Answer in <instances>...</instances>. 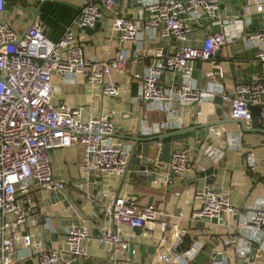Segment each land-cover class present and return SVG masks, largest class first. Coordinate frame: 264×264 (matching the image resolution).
I'll return each mask as SVG.
<instances>
[{
  "label": "built area",
  "instance_id": "1",
  "mask_svg": "<svg viewBox=\"0 0 264 264\" xmlns=\"http://www.w3.org/2000/svg\"><path fill=\"white\" fill-rule=\"evenodd\" d=\"M135 1L140 8L136 18L115 16L112 22L122 41L142 43L147 33L151 37L174 38L180 43L170 54H164L161 47L149 49L152 57L149 64L142 72L132 74L137 81L132 100L164 115L163 120L154 122H148L144 115L140 136L181 127L179 108L212 99L216 94L229 102L231 118L248 124L253 117L249 107L258 106V117L264 124V72L250 81L237 82L231 95L225 94L220 83L200 87L192 76V64L209 60L219 47L242 33L250 24L249 16L221 19L219 0ZM263 2L246 0L245 4L261 11ZM114 5L115 0H89L59 40L47 36L40 19L33 21L23 33L8 22L0 21V264H13L10 257L19 242L36 257L35 264H58L59 260L63 264H72L88 256L87 241L91 236L87 225L70 224L65 230L63 243L57 248L47 247L29 232L23 235L17 232L19 226L31 219L35 221L34 212L38 208L37 202L31 198H28L29 206L24 207L18 194L29 195L35 184L49 193L66 188V183L54 176L50 149L82 145L83 170L88 178L94 171L122 174L126 170L131 149H124L122 139L111 141L114 135L112 113L102 112L85 118L83 106L55 104L53 101L55 73H80L90 85L99 86L103 94L117 96L120 93V86L111 76L127 70V52L120 50L113 57L102 60L89 59L74 30L75 25L92 27L101 15V9L111 10ZM4 6L5 0H0V13ZM204 24L219 25L220 30L208 33L199 46L184 43L187 34ZM246 39L256 45V59L264 62V31L249 32ZM166 73L170 75L169 84L162 80ZM219 76H222L220 72ZM241 142L240 134H231L226 146L238 149ZM159 155L157 151L154 161H158ZM223 155L224 149L213 146L207 150L206 156L218 161ZM244 163L248 172H258L260 183V191L246 210L233 205L228 192H219L209 185L193 192L194 217L217 220L221 225H227L229 217L236 219L233 230L221 235L220 250L216 251L220 259L214 264H255L253 256L264 254V158L258 166L253 151L248 150ZM188 168L187 151L178 149L170 152L164 168L145 169V173L160 175L161 183L168 185L173 177L183 176ZM91 184L87 182L85 192L89 199H93ZM168 213L157 204L138 206L131 199L112 194L103 206L108 222L99 226L95 241L109 249L108 260L114 264L118 253L129 249V241L120 232L119 224L148 231L152 223H157L161 234L159 241L170 253L160 254L162 263L188 264L203 243L196 241L182 251L171 252L172 245L166 246L169 235L176 246L185 231L168 222ZM131 251L134 253V249Z\"/></svg>",
  "mask_w": 264,
  "mask_h": 264
},
{
  "label": "crops",
  "instance_id": "2",
  "mask_svg": "<svg viewBox=\"0 0 264 264\" xmlns=\"http://www.w3.org/2000/svg\"><path fill=\"white\" fill-rule=\"evenodd\" d=\"M38 1L5 0L0 21L8 22L15 30L23 33L35 21L31 8ZM88 1L49 0L41 6L37 19L43 21V27L50 39L59 40L66 27L78 17ZM245 2L246 0H219L218 13L221 19L247 15L250 17V24L242 33L219 47L209 60L195 61L192 64V76L200 87L220 83L225 94L231 95L237 82L250 81L264 72V62L255 57L256 45L246 39L249 32L264 31V2L261 11H257L253 5L246 7ZM101 10V15L92 27L79 28L75 25L74 30L82 43L85 56L89 59L102 60L113 57L120 50L127 52V70L122 73L115 72L111 76L120 86V93L117 96L103 94L99 86L90 85L80 73H55L53 101L55 104L83 106L85 118L97 116L102 112L112 113L114 135L111 141H114V138L122 139L126 150L131 149L133 145V141L127 137L140 135L139 129L144 115L148 122L164 119L163 114L148 110L143 103L132 100L137 91V81L132 78V74L142 72L149 64L152 58L149 49L161 47L164 54H170L180 43L174 38L151 37L147 33L142 43L122 41L119 33L113 29L112 22L115 16L136 18L140 8L135 0H115L113 9ZM218 30L219 25H199L187 34L184 43L199 46L208 33ZM142 48L143 51L140 50ZM137 53L138 57H135ZM219 72L222 76H219ZM162 80L169 84L170 75L166 73ZM221 108L218 115V105L214 103L213 98L179 108L178 120L182 126L211 123L221 119L222 123L198 132L193 146L172 142L171 151L188 147L186 151L189 156V168L183 176L173 177L168 185H163L159 178L147 180L142 175L134 177L130 170H125L122 174L94 171L88 178L83 170L82 145L50 149L54 176L66 183V188L49 193L35 184L31 187L29 195L18 194V200L24 207L29 206L28 198H31L37 202L38 208L34 212L35 221L31 219L19 226L17 232L20 235L29 232L34 238L42 240L47 247L57 248L63 243L65 230L70 224L87 225L91 236L87 241L88 256L72 264H112L108 260L109 249L98 245L95 237L99 233V226L108 222L103 214V206L112 194H117L131 199L138 206L145 205L150 200L162 210L169 211L166 217L168 222L185 231L182 241L176 246H173L174 239L169 235L166 246L172 245L171 252L182 251L196 241H201V249L188 264L218 262L220 255L216 251L220 250L221 235L233 230L236 219L229 217L228 224L221 225L217 220L208 221L194 217L193 192L198 187L209 185L219 192H228L232 204L246 210L260 191V183L258 172L251 173L246 170L245 152L253 151L258 166L264 158V132L243 131L241 124L230 117V106L226 100ZM258 121L259 126L264 129L259 117ZM250 123L251 121L245 126L250 128ZM231 134H240V148L226 146V140ZM213 146L224 149L222 159L213 161L206 156L207 150ZM164 166L165 163L154 161L153 167L145 169L153 171ZM87 182L92 183L90 189L93 199L85 195L88 190ZM118 228L128 239L129 249L125 253H118L114 264H165L160 260V254L169 252L159 241L161 234L157 223H152L148 231L130 228L122 223ZM253 260L255 264H264V254L256 253ZM10 261L13 264H35L36 257L28 247L19 242ZM58 264H63L62 260H59Z\"/></svg>",
  "mask_w": 264,
  "mask_h": 264
},
{
  "label": "water",
  "instance_id": "3",
  "mask_svg": "<svg viewBox=\"0 0 264 264\" xmlns=\"http://www.w3.org/2000/svg\"><path fill=\"white\" fill-rule=\"evenodd\" d=\"M49 0L38 1V3L31 8L34 13V20L37 19V16L41 13V6ZM214 103L218 105L217 114L220 115L221 107L223 106L224 100L220 95H215L213 97ZM253 117L251 120V127L248 128L245 126L243 121L239 119H233L242 126V130L245 132L253 131H262L264 129L259 126L258 116H259V107L250 106ZM222 123L221 120H217L211 123H198L193 125L181 126L169 131H163L151 136H130L128 139L133 141V145L130 151L129 162L126 167V170L133 172V176L142 175L145 176L147 180H155L160 178V175L154 173H145V168H151L154 164V155L157 151L160 152L158 161L163 163L167 162L170 157L172 142L175 143H186L188 146L194 145V140L197 136V133L202 131L205 128L211 127L213 125H218ZM188 147H184L182 150H186ZM149 200L147 204H150ZM169 255V253H166Z\"/></svg>",
  "mask_w": 264,
  "mask_h": 264
}]
</instances>
